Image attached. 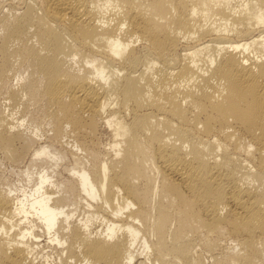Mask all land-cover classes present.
Wrapping results in <instances>:
<instances>
[{
  "label": "bare ground",
  "instance_id": "obj_1",
  "mask_svg": "<svg viewBox=\"0 0 264 264\" xmlns=\"http://www.w3.org/2000/svg\"><path fill=\"white\" fill-rule=\"evenodd\" d=\"M0 30V264H264V0H1Z\"/></svg>",
  "mask_w": 264,
  "mask_h": 264
},
{
  "label": "rangeland",
  "instance_id": "obj_2",
  "mask_svg": "<svg viewBox=\"0 0 264 264\" xmlns=\"http://www.w3.org/2000/svg\"><path fill=\"white\" fill-rule=\"evenodd\" d=\"M1 1V0H0ZM3 1V0H2ZM0 32L2 33V31L0 30ZM0 33V34H1ZM24 69L23 70H21V72L23 71H25L26 70V68L25 67H23ZM27 71V70H26ZM25 71V72H26ZM20 72V71H19ZM22 72V73H23ZM23 74H26V73H23ZM11 76H13L12 78H10L11 80H10V83H12V84H15V82H17V78H16V76H14V73L11 75ZM2 98V99H1ZM3 97H0V102L2 103L3 102ZM5 101V100H4ZM4 103V102H3ZM31 106H33V104H31L30 105V107ZM33 108V109H32ZM31 109L32 110H35V111H37V108L35 107V106H33V107H31ZM22 116L23 115V113H21L20 111L17 113V116ZM24 117V116H23ZM44 127H45V129H46V127L47 126H44V124H42V129H44ZM103 128V129H102ZM101 129H100V131H99V135H98V140H99V142H100V144H104L103 146H106V147H108L109 146V144H108V142H110L112 139V136L110 135V133H108V132H110L109 131V129L107 128V127H102ZM105 128V129H104ZM107 128V129H106ZM108 130V131H107ZM43 136H45V135H43ZM42 136V138L44 139V137ZM100 136V137H99ZM65 139H67V137L65 138ZM66 144V143H65ZM65 146V145H64ZM103 146H102V148H103ZM57 147H61V146H57ZM66 148V147H65ZM2 158V157H1ZM71 159H72V157L70 156V154H69V156L67 157V159L66 160H64L63 161V163H69V162H71ZM2 160H4L3 158H2ZM2 160H0V173H2L3 174V176H5L6 178H8L9 179V181L13 184V185H17V186H20V185H22L23 183H25V180H21V178H23V176H24V173L22 172L23 171V169L22 168H24L23 167V165H20V166H16V165H11L10 163H8L6 160H4V161H2ZM25 166V165H24ZM22 169V170H21ZM60 170H62L63 168H62V166L59 168ZM21 170V171H20ZM3 171V172H2ZM21 172L23 173V175L21 174ZM64 175H66L65 174V172H64ZM224 236V237H223ZM223 236H220L219 237V240H218V242H217V248H215V250L213 251V253H220L221 251L223 252V251H228L229 250V248L231 249L232 247H234L235 246V244H236V241H235V239H234V237H232V236H230V235H227L226 233H225V235H223ZM233 238V239H232ZM231 239V240H230ZM221 240V241H220ZM234 240V241H233ZM220 241V242H219ZM233 244H234V246H233ZM222 245V246H221ZM229 245H230V247H229ZM228 247V250H227V247ZM198 248V252H200V254H201V256H202V262L203 263H201V264H210V262H212V257L210 256L211 255V252H209L208 250H206V248L204 247V246H202V245H199V246H197ZM199 247H200V249H199ZM202 247H204V248H202ZM202 249V250H201ZM226 249V250H225ZM219 250V251H218ZM197 252V253H198ZM204 252V253H203ZM225 253V252H224ZM204 254V255H203ZM138 262H136L135 264H137Z\"/></svg>",
  "mask_w": 264,
  "mask_h": 264
}]
</instances>
